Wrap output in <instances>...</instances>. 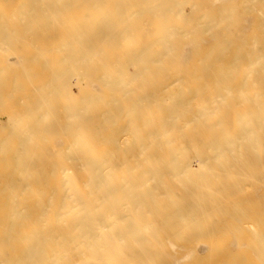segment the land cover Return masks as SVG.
Wrapping results in <instances>:
<instances>
[{
	"label": "bare ground",
	"instance_id": "6f19581e",
	"mask_svg": "<svg viewBox=\"0 0 264 264\" xmlns=\"http://www.w3.org/2000/svg\"><path fill=\"white\" fill-rule=\"evenodd\" d=\"M109 1L0 0V264H179L175 251L194 243L201 258L217 257L208 264H231L240 249L233 264L256 263L264 245L251 241L264 240V222L246 226L260 213L235 193L249 175L264 181V80L249 73L264 70V0H243L250 35L228 32L231 48L214 51L220 35L202 25L206 52L223 64L202 60L188 92L182 73L156 82L153 67L133 60L149 78L137 82L131 63L109 62L108 47L136 31L119 8V22L103 23ZM177 3L149 8L164 20L182 13ZM224 20L214 13L206 23ZM179 34L166 33L159 56L174 55ZM239 67L263 88L225 87L234 74L219 69ZM229 92L244 96L222 105Z\"/></svg>",
	"mask_w": 264,
	"mask_h": 264
},
{
	"label": "rangeland",
	"instance_id": "374dc122",
	"mask_svg": "<svg viewBox=\"0 0 264 264\" xmlns=\"http://www.w3.org/2000/svg\"><path fill=\"white\" fill-rule=\"evenodd\" d=\"M127 1L131 3V5L129 4L130 6L128 5L129 7H132V4H133V9L131 10L124 9V5L122 3H125ZM177 1H179L180 4L177 3ZM164 2L165 0H151V1H146V2H143L141 0H135V1L110 0L109 1V3L106 5L105 12L102 15H100L102 18L105 19L103 23L114 24V23L119 22L121 20V17L114 14L115 9L119 8L122 17L125 18L123 21L124 26L128 24L129 26H133L136 29V31L130 35L132 36L131 38L127 37V39L121 40L119 42V45H116L113 49L108 47L107 52L111 53L109 57L110 58L109 62L112 64L131 63L129 65L126 64V66L128 65L127 67H128L130 77L136 76L134 78H137L135 79V81L137 82L147 81L149 80V78L141 77L143 75H146L145 69L140 71L139 73H136L134 71L135 72L134 73L133 72V70H135L134 65L137 67H140L142 64H145V65H149L153 67V70H151V74L149 76L154 77L153 80L156 82H165V81L171 82L173 81V79L174 80L177 79L178 75L183 74L182 76H184V78H182L179 81L181 82L180 86L185 89V92H188L189 88L192 87V85L197 81L196 78L193 77L194 78L193 79L191 76L192 75L197 76L201 72L200 66L203 64L202 60H209L210 62L209 61L207 62L213 65L223 64V62L213 59V56L215 54L212 55L210 53H207L209 52L207 48L208 46L205 47L206 45H204V43L209 39H207V36H205V29L202 27V25H204L209 30L212 29L213 30L212 32H215L216 34L220 35L218 36V39L213 42V44L209 45V47L213 48L214 51L216 50L219 51L224 46L227 48H231V41L228 42V40L226 39V34L228 32H231L232 37L235 38L239 34V30L243 31V25L241 27V22H240L241 20L244 19V17L241 14V6L243 4V0H170V2H173L174 4L177 3L178 5L177 10H180L179 8H181V10L183 9L182 13L181 14L179 13L178 15H171L170 17H166L164 18V20H162V17L154 16L152 14V8H149V7H156L158 5L164 6L163 5ZM134 4H137V5H134ZM189 6L194 7V12L197 14L193 13L192 8H189ZM225 7H227L226 12H224V9H223ZM189 10L191 12H189ZM188 12L189 14L190 13L191 14L189 15ZM214 13H220V16L225 17V20L215 25L207 24L206 21L208 19H211V17L214 16ZM187 29L188 31L189 29L190 31H192V32H189V36L186 35L188 34L186 31H185L186 34L184 32V30H187ZM245 30L250 35V29H249L248 23H247V27ZM245 30L242 32V34L245 32ZM172 31H174L176 34L177 32L178 34L184 33V35L188 37L186 38V36L182 34L174 36L175 41H176V42L174 41L175 42L174 47L176 49V52H174V55L166 54V55L159 56L158 55L159 51L163 50L166 45L165 42L162 41V39L167 37L166 33L172 32ZM242 34H240V37H239L240 39L239 38L236 39V40L239 39V41H236L234 39L235 40L234 42H240L242 38L241 37ZM178 36L180 37V40L179 38H177ZM154 39H157V40H154ZM186 40L188 41L186 42ZM56 41H55L56 44L58 43L60 44V39L57 42ZM146 42H148L149 44L152 43V45L147 48ZM237 45H239V43ZM237 45L232 46V47H237ZM192 48L193 49L195 48L194 49L195 51L193 50L194 52L191 50ZM258 48L261 51V53H264V43L259 42ZM177 50H179L180 52L178 53ZM234 50L235 49L232 48L230 53H232ZM240 50L242 49L237 48L235 52L238 53ZM151 57L154 61H148V59H150ZM133 60L136 62V64L134 65L132 64ZM90 67H91L92 72L93 71L95 73L98 72L96 71L98 68L94 62L90 64ZM108 70H112V69H108ZM221 70L222 69H219V74L223 77H227V76L234 74V77L232 79H223V81L228 84L225 87H232L234 85V82L245 81L246 84L250 86V89H249L250 95H254L256 92H258L259 90L263 88L260 84L253 83L254 81L253 77L252 78L245 77L246 72L243 71L244 70L243 68L239 67L238 73L235 71H232V72L226 71V73H223L221 72ZM130 72L134 73L135 75L133 76V74ZM254 72L258 74V78H263L264 80V70L258 69L256 71H249V73L252 75ZM172 73L173 74L176 73V74L172 75ZM186 74L188 76H186ZM190 74L192 75L190 76ZM187 77L188 79L189 78L190 79L188 80ZM154 86L156 88L157 84H155ZM174 87L178 88V84H176ZM146 88H149V87L147 86ZM175 90L177 91V89ZM223 95L225 97V100H229V102L225 101V103L222 105L234 104L233 103L234 98L241 99L244 96L243 94L238 93V92H229L228 94H223ZM249 120L251 121L250 118ZM249 162L250 161H247L246 163L248 164ZM252 163L250 162L248 165L246 164L247 172L249 170V173L254 171L253 167L255 164H252ZM257 164H258V169L256 170H258L259 173H261L262 167L259 165L258 161H257ZM257 177H252L250 175L247 176L245 183H247V181L249 183L246 184L245 190L235 193L237 203L239 204V206H243L245 204L249 206L247 208H248V211L251 210L250 215L252 214L251 212L254 211L255 209H257V214L260 213L256 216H253L252 214L251 217H248L246 221L248 224L246 223L245 224L246 226H249L252 223L255 225H259L264 222V192H263L264 191V181H261L260 179L261 177H259V175ZM230 180L233 183H236L237 179H230ZM260 190L261 192H259ZM243 193L247 195H243ZM250 195L251 196L253 195V196L251 197ZM255 196L257 197L255 198ZM251 200H255V201H251ZM216 202H218L217 203L218 205L222 203V198L220 197V195L219 196L217 195ZM218 210H219L218 213L220 215H226V216L228 215V210L222 211L221 208H218ZM256 217H258V219ZM3 222L4 221H0V225L3 224ZM48 230L49 228L44 229L41 233L47 234ZM254 239H252L251 241L252 243L256 242V244L264 245V240H261L260 237L254 238ZM169 245L171 246L172 244H169ZM25 246H26V243L23 247ZM172 247L176 248L177 246L173 244ZM202 247H203L202 243H194L191 246H184L183 247L184 251H187L188 253L183 252V251H175V253L178 254L179 256V258H176L175 260L179 262V264H208L210 263L209 261H218L217 257H214V256L210 257L209 260H206L205 258H201L200 248ZM179 248H182V247L179 246ZM238 251L239 253L236 256L239 255V258L236 261H233L231 258H229L231 261V264L238 262L239 259L241 258L242 250L240 249ZM233 258H237V257H233ZM260 258L262 259L263 257H258L257 259H255L256 263L255 262L253 263L257 264L260 261H262L263 263L261 262L259 264H264V258L262 260H260ZM223 261H226V260H223Z\"/></svg>",
	"mask_w": 264,
	"mask_h": 264
}]
</instances>
